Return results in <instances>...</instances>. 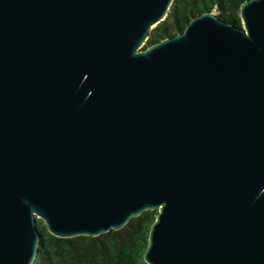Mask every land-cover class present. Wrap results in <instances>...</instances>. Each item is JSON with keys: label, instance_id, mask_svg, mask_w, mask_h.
I'll use <instances>...</instances> for the list:
<instances>
[{"label": "water", "instance_id": "obj_1", "mask_svg": "<svg viewBox=\"0 0 264 264\" xmlns=\"http://www.w3.org/2000/svg\"><path fill=\"white\" fill-rule=\"evenodd\" d=\"M173 2L0 0V264L156 209L147 264H264V0Z\"/></svg>", "mask_w": 264, "mask_h": 264}, {"label": "trees", "instance_id": "obj_2", "mask_svg": "<svg viewBox=\"0 0 264 264\" xmlns=\"http://www.w3.org/2000/svg\"><path fill=\"white\" fill-rule=\"evenodd\" d=\"M244 1L174 0L166 19L152 29L146 46L183 31L194 16L205 10L215 11L222 19L241 25L240 8ZM157 214V209L146 210L119 230L72 238L52 235L44 221L38 219L42 239L34 264H147L144 252Z\"/></svg>", "mask_w": 264, "mask_h": 264}, {"label": "rangeland", "instance_id": "obj_3", "mask_svg": "<svg viewBox=\"0 0 264 264\" xmlns=\"http://www.w3.org/2000/svg\"><path fill=\"white\" fill-rule=\"evenodd\" d=\"M147 43V42H146Z\"/></svg>", "mask_w": 264, "mask_h": 264}]
</instances>
